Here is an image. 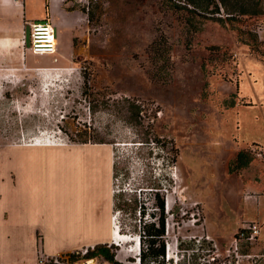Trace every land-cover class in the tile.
Here are the masks:
<instances>
[{"label":"rangeland","instance_id":"obj_1","mask_svg":"<svg viewBox=\"0 0 264 264\" xmlns=\"http://www.w3.org/2000/svg\"><path fill=\"white\" fill-rule=\"evenodd\" d=\"M173 3L194 9L177 0H91L88 14L70 8L82 12L80 36L58 63L29 55L28 33L26 44L22 34L0 54V167L10 147L109 148L112 245L122 264H138V238L144 224L158 227L159 199L166 264H200L250 222L264 237V3L261 14L231 23ZM160 37L167 53L153 49ZM242 150L251 163L237 170L231 163ZM4 241L0 261L21 264L3 254ZM250 251L264 252V241Z\"/></svg>","mask_w":264,"mask_h":264},{"label":"crops","instance_id":"obj_2","mask_svg":"<svg viewBox=\"0 0 264 264\" xmlns=\"http://www.w3.org/2000/svg\"><path fill=\"white\" fill-rule=\"evenodd\" d=\"M74 6L69 0H0V54L11 52L22 34L26 44L28 33L30 45L31 25L44 20L55 27L56 56L73 51L82 13L71 11ZM28 47L29 55L42 57ZM113 178V153L103 145L6 149L0 167L3 254L14 252L21 264H35L38 249L54 255L112 245Z\"/></svg>","mask_w":264,"mask_h":264},{"label":"trees","instance_id":"obj_3","mask_svg":"<svg viewBox=\"0 0 264 264\" xmlns=\"http://www.w3.org/2000/svg\"><path fill=\"white\" fill-rule=\"evenodd\" d=\"M180 3H187L194 9L191 10L188 7L182 5H176L173 3L172 9L174 11H181L182 9L188 10L190 13L197 15L194 10H198L204 14L215 15L220 17L217 19L220 22L231 23L237 21L243 16H257L262 13V5L264 0H177ZM191 26V25H190ZM196 32V31H195ZM165 47V53L168 52L167 40L164 37L156 40L153 44V49H159V47ZM189 45V44H188ZM86 143V142H84ZM251 163V158L247 151H240L237 154L236 159L231 163V166H235L238 169L246 168ZM159 209L158 227L154 225L144 224L140 232V238L143 240V250L140 255V264H166V246H165V201L158 200L156 204ZM139 214L145 216V211L140 209ZM118 247L108 244H98L92 248H88L85 255L71 254L72 261H78L81 259L92 260L101 258L109 264H122L116 258L115 250Z\"/></svg>","mask_w":264,"mask_h":264},{"label":"built area","instance_id":"obj_4","mask_svg":"<svg viewBox=\"0 0 264 264\" xmlns=\"http://www.w3.org/2000/svg\"><path fill=\"white\" fill-rule=\"evenodd\" d=\"M69 1L74 5L79 6L87 14L89 13L91 0ZM57 46L58 43L55 27L50 20L38 21L31 25L30 45L28 47V50L31 53L40 56H50L52 57L53 64H55L59 62V58L56 56L58 51ZM260 238L261 225L257 222H250L238 231L228 249L220 252V249L215 245L216 252L213 253L211 258L202 261L200 264H264V252L252 253L250 251L251 249H254V246H256L258 242H260ZM140 241L141 238L139 237V246ZM242 246L247 247L249 250H247V252H241ZM86 252L87 249L81 252L82 256L85 255ZM76 254L78 255L79 253ZM138 254L140 255V248ZM70 255H46L42 253L39 255L38 253L35 264H78V262L82 260L85 261V263L89 261L81 259L74 262ZM166 258L167 260H170L171 258L169 248H167ZM138 264H140V258L138 259Z\"/></svg>","mask_w":264,"mask_h":264},{"label":"bare ground","instance_id":"obj_5","mask_svg":"<svg viewBox=\"0 0 264 264\" xmlns=\"http://www.w3.org/2000/svg\"><path fill=\"white\" fill-rule=\"evenodd\" d=\"M19 38V37H18ZM20 40V39H19ZM1 43V42H0ZM14 47V46H13ZM3 48V47H2ZM11 49V48H10ZM3 52V51H2ZM117 235L119 236V238H121V237H124L125 235H123V234H121V233H119V229H117ZM113 240V239H112ZM121 240H122V242H126V241H128L129 239H126V238H121ZM170 254L172 255V250H170ZM172 257V256H171Z\"/></svg>","mask_w":264,"mask_h":264}]
</instances>
